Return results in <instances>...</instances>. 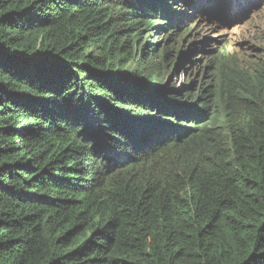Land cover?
<instances>
[{
    "label": "trees",
    "instance_id": "16d2710c",
    "mask_svg": "<svg viewBox=\"0 0 264 264\" xmlns=\"http://www.w3.org/2000/svg\"><path fill=\"white\" fill-rule=\"evenodd\" d=\"M215 2L0 0V264H264L254 58L222 43L184 99L146 66L83 65L59 50L90 25L153 60L156 35L185 7L190 26L202 14L218 30L251 17L248 0ZM182 27L168 36L196 32Z\"/></svg>",
    "mask_w": 264,
    "mask_h": 264
},
{
    "label": "rangeland",
    "instance_id": "374dc122",
    "mask_svg": "<svg viewBox=\"0 0 264 264\" xmlns=\"http://www.w3.org/2000/svg\"><path fill=\"white\" fill-rule=\"evenodd\" d=\"M248 1L252 6L249 12V14L251 13L250 19L229 29L226 28L224 31H220V29L218 30L210 25L209 23L212 21L202 15L199 16L201 19L200 24L195 23L190 26L191 22H186L187 11L185 7L182 9L183 17L181 22L175 25L168 24L170 27L166 31L156 35L154 42L159 43L156 54H159V52L160 54L153 57V60L152 58L146 59V52L143 53L141 51L139 43L128 50V39H130L131 43V37L118 36L116 39L111 40L110 37L106 36L107 33L97 36L94 35L95 32L91 31L92 27L90 25L82 26L78 24L79 30L76 28L72 34L67 33L64 35L59 50L64 48L65 51L70 48L66 56L76 57L83 65L97 63L98 60L93 58L98 57L99 59H105L106 65L109 64L110 68L125 65V69H128V71H138L140 67L146 66L145 69L148 68L146 75L150 76L152 73L153 76L161 77L163 81L161 89L165 85L166 89H175V92L181 93L184 99H188L190 96L198 94L200 82H207L210 73V69L205 68L207 60L222 43L227 46L228 51L232 55L238 58H246L247 54H250L249 57L254 58L253 60L258 65V72L264 73V0H257L254 3L255 6L251 0ZM256 6L258 7L257 9ZM243 13L245 14L246 10H243ZM163 22L171 23L167 20H163ZM183 23H187V25ZM118 25L113 28L111 35L117 31ZM177 25H182V28H189V33L196 32L191 37L188 34L180 36L176 40L168 35L171 33L175 34ZM181 30L183 29L177 32H181ZM89 53L90 57H87ZM169 54L170 57L168 56ZM187 54L189 57L186 56ZM164 57H167L168 61ZM185 57H188V59ZM160 69L161 73H159ZM204 73L205 75H203ZM193 83L192 91L194 92L186 95L185 93L191 90L190 86ZM184 99L182 101L187 103ZM261 102H263V99H261ZM185 125L190 126L189 123Z\"/></svg>",
    "mask_w": 264,
    "mask_h": 264
},
{
    "label": "clouds",
    "instance_id": "9594fccd",
    "mask_svg": "<svg viewBox=\"0 0 264 264\" xmlns=\"http://www.w3.org/2000/svg\"><path fill=\"white\" fill-rule=\"evenodd\" d=\"M215 1L216 0H212V2H211V0H202V5H206V6L210 7V8H212V9H216L217 8V5H216V2ZM202 12L205 13L204 11H202ZM210 12H215V11H210ZM198 16H200V15H198ZM202 16L207 17V19L209 21L213 20V19L210 18V16L208 14L207 15L202 14ZM213 22H215V21H212L209 24L211 25V24H213ZM218 28L221 29V30H224L226 27H224V26H218Z\"/></svg>",
    "mask_w": 264,
    "mask_h": 264
},
{
    "label": "flooded vegetation",
    "instance_id": "af4514ba",
    "mask_svg": "<svg viewBox=\"0 0 264 264\" xmlns=\"http://www.w3.org/2000/svg\"><path fill=\"white\" fill-rule=\"evenodd\" d=\"M199 126H201V124H197V125H196V127H199Z\"/></svg>",
    "mask_w": 264,
    "mask_h": 264
}]
</instances>
